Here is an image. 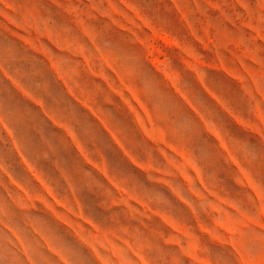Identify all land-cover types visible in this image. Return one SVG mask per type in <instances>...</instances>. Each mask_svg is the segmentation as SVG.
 Returning a JSON list of instances; mask_svg holds the SVG:
<instances>
[{
  "label": "rangeland",
  "instance_id": "1",
  "mask_svg": "<svg viewBox=\"0 0 264 264\" xmlns=\"http://www.w3.org/2000/svg\"><path fill=\"white\" fill-rule=\"evenodd\" d=\"M181 2L186 6L183 10L179 7ZM247 2L254 6L264 0ZM6 4L9 7L6 8ZM135 6L141 10L138 11ZM199 6L207 8V14ZM189 9L195 14L193 20L197 34L194 38L184 22ZM144 14L159 31L146 23ZM237 15L243 16V10L235 5V0H0V121L6 123L13 133L9 136L4 124L0 123V167L28 189L29 195L42 192L43 189L32 179L22 161L26 160L53 187L58 198L66 197L71 202L68 181L64 179L68 176L79 189L76 199L83 208V216L105 231L116 232L102 235V241L110 247L119 235L135 237L140 244H147V255L154 264H173L174 259H178L180 264H204L203 258L210 259L212 264H251L241 257L237 247L238 244L243 245L252 255L264 247V195L248 173L240 169L242 179L237 183L255 197L260 207L258 219L249 216L257 214L255 206H248L249 215L240 213L224 195L226 193L238 200L244 196L220 161L210 163L207 172L215 174L218 188L224 189V192L208 189L202 181H198L204 194L215 204L198 216L188 211L176 201L163 181L155 184L148 180L147 174L129 164L120 139L95 108L109 116L111 123L137 146L142 157L146 151L145 140L133 118L139 122L142 134L149 142L148 147L152 148L157 159L159 153L155 147H165L172 152L176 150L164 145L163 136L150 130V116L138 101L133 100L138 111L131 112L132 118L115 96L116 93H110L111 89L103 77L96 74L102 72L123 87L116 73L106 65L95 66L89 71L88 61L78 54L81 46L91 48V43L83 35L86 28L97 35L98 43L106 52L134 56L144 50L149 64L161 71L175 92L178 90L163 71L169 60L193 92L205 98L207 96L212 101H209L212 108H220L221 112L216 111L217 119L230 135L251 145H259V141L264 144V108L257 106L248 114L246 101V97L251 96L264 101V94L256 82L257 78L264 76V39L251 25L245 27L241 24V28ZM230 34L233 37L241 34L245 38L249 36L250 41L255 37V42L248 50ZM184 42H191L204 60H193L183 50ZM54 62H58L71 77L75 93L67 86L65 77ZM104 62L107 64L106 58ZM197 63L208 68L209 86L223 92L242 117L248 118L247 122L236 113L225 111L217 103L213 90L199 80V86L196 85L191 73L184 71L187 67L195 74L194 65ZM243 78L250 85L248 90L242 87ZM14 81L31 98L18 89ZM88 99L94 102V108ZM37 100L39 104L34 102ZM185 103L191 110V104ZM53 115L71 121L80 137L87 142L89 150L95 152L99 149L113 172L131 176L138 187L143 185L167 197L172 204V215L183 225L169 223L166 217L153 213L134 193L120 189L118 193L127 197L121 201L125 207H108L107 198L98 189L89 187L83 176L81 169H89L75 150V147L79 150V145L74 144V147L71 144L67 137L71 133L51 120ZM196 115L199 118V114ZM141 116L149 121L148 128H144ZM205 127L210 133L214 132L207 125ZM203 146V138L193 142L194 148ZM81 155L87 162V158ZM179 155L183 157V153ZM97 170L106 180L109 179L105 169L98 167ZM259 171L260 179L264 181V168ZM93 175L101 179L94 171ZM44 190L47 192V189ZM9 192L24 196L0 171V264H29V258L20 251L9 228L17 230L32 243L38 254L32 258L39 264H43L40 257L48 264H61L60 259L44 245L41 235L56 237L62 247L74 254V264H98L91 250L80 244L72 228H69L72 227L70 222L80 224L86 230H89V225L67 213L51 194L49 200H53L54 208L47 209L40 202L27 198H24L25 207L20 208L12 202ZM57 213L70 222L65 224V218ZM149 215L155 217L149 218ZM187 229L198 238L197 246L187 235ZM233 237L238 239L233 240ZM185 249L183 255L181 251Z\"/></svg>",
  "mask_w": 264,
  "mask_h": 264
},
{
  "label": "clouds",
  "instance_id": "2",
  "mask_svg": "<svg viewBox=\"0 0 264 264\" xmlns=\"http://www.w3.org/2000/svg\"><path fill=\"white\" fill-rule=\"evenodd\" d=\"M235 5L243 10V16H236V20L240 21V27L241 24H244L245 27L251 25L254 31L261 34L260 38L264 39V2L255 3V5L252 6L247 0H235ZM5 7H9V5L6 4ZM179 7L183 10L186 6L181 2L179 3ZM136 8L138 11L141 10L138 7ZM199 8L203 13L207 14V8L201 9L200 6ZM120 11L123 10L120 9ZM103 13L104 12L101 14ZM194 15L193 10L189 9L188 14H186L184 18V22L189 26L193 38L196 37L197 34L196 22L193 20ZM144 16L147 24L156 28L158 31L160 30L153 24L147 15L144 14ZM83 35L91 43V48L81 46L78 49V54L82 56L84 60L86 59L88 61L87 66L89 71L95 66L106 65L116 73L117 79L119 78V80L123 82V87L120 83L117 85L115 82L111 81L102 72L96 74L103 77L111 89V91L109 90L110 93H116L115 96L119 98L130 115L133 110L138 111L137 105L133 103V100L138 101L150 116V130L158 135H162L163 144L170 145L176 150L172 152L167 151L165 147H155V151L159 153V159L153 156V150L148 147L149 142L142 134L139 122L131 115L139 133L145 140L146 151L143 153L142 157L137 151V146L129 141L128 138L111 123L109 116L99 108H95L98 113L102 114V118L108 126L112 128L117 138L120 139L123 149L127 153V157L124 155L123 157L126 158L129 164L133 168L147 174L148 180L153 183L160 184L158 182L163 181V184L168 186L166 188L171 195L175 197L176 201L183 205L188 211L191 210V212L198 216L201 212L206 213L207 210L215 204V201L209 200L204 194L198 181H202L204 186L208 189L222 190L221 193L224 192V189L218 188L219 182L216 180L215 174L210 175L207 172L210 163L220 161L225 168L229 170V175L233 184L242 190L244 194L243 199L239 200L230 198L226 193L224 195L232 201L233 205L240 213L249 215L248 206H255L257 214L249 216L253 219H258L260 207L256 204L255 197L252 193L242 189L237 181L242 179L240 169H243L248 173L253 183L257 185L261 194L264 195V181L260 179L259 171L261 168H264V144L259 141V145H251L230 135L223 124L217 119L216 111L218 110L221 112L220 108H212L209 103V101L211 103L212 101L209 100L207 96L205 98L200 93L193 92L184 82L181 72L174 69L169 60L167 61L166 69L163 71H166L167 76L172 83H174L175 88L178 90L175 92L170 84L166 82L161 71L154 69L149 64L145 58L144 50L141 47L143 51L138 55L119 56L106 52L98 43L99 38L97 35L87 28L86 31L83 32ZM230 37L236 39L241 46L248 50H250L251 43L255 42V37H252L250 41L249 36L245 38L242 34L238 37H233L230 34ZM183 50L190 54L193 60L197 62L204 60L191 42H184ZM104 58L107 59V64H105ZM54 63L58 71L65 77L67 86L75 93V86L74 82L71 81V77L68 76L58 62ZM194 66L196 70L195 74L187 67L184 68V71L191 73L195 84L199 86L197 83V80H199L200 83L208 86L215 92L217 103L222 106L225 111L236 113L241 119L247 122L248 118L242 117L241 113L233 107L232 102L226 98L223 92L209 86L208 68L200 67L199 63ZM243 79L244 83L242 87L248 90L250 85L247 83L246 78ZM256 82L260 91L264 94V76L257 78ZM14 83L18 89L31 98L30 94L25 91L19 83L15 81ZM185 101L191 104V110L186 105ZM246 101L248 105V114L254 111L257 106L264 108V101L256 100L255 96L246 97ZM34 102L39 104L38 100ZM88 102L90 106L94 108V102L89 99ZM196 113L199 114V118ZM50 118L71 133V136L67 137L73 146L74 144L79 145V150L74 146L75 150L79 157H81L83 164L88 166L89 169L87 171L83 168L81 169L83 176L89 187L98 189L103 196L107 198L108 207L123 205L121 201L126 200L127 197L118 193V189H120L124 192L134 193V195L151 209L153 213L166 217L169 223L183 225L180 220L172 215V204L167 197L160 192L144 188L143 185H139L138 187L137 184L133 182L134 178L131 176H124L113 172L99 149L95 152L89 150L87 142L80 137L71 121L64 120L62 117L55 115L50 116ZM140 120L143 121L144 128H148L149 121L144 120L143 116L140 117ZM0 123L4 124L8 135L12 136L13 133L8 129L6 123L3 121H0ZM205 125H207V128L214 129V132L210 133L207 131ZM201 138L204 140V146L198 149L194 148L193 142ZM110 141L112 142L111 139ZM14 147H16L15 143ZM17 151H19V148H17ZM180 153H183L182 158L179 155ZM81 154L87 158V162H85ZM229 156L231 160H229ZM130 160L134 161L135 164L131 163ZM22 161L32 179L43 191L29 195L28 189L14 180L6 169L0 167V171H3L4 175L8 177L9 183L24 194V196L21 197L9 192L10 199H12V202L17 207H25L24 198H27L29 201L36 200L40 202L47 209L54 208L53 200H49V194H51L67 213L79 217L85 224L89 225V230H86L80 224L73 225L69 219L57 213L59 216L65 218V224L70 222L72 227L69 228H72L80 244L91 250L98 264H137V261H139V264H154V261L148 257L146 252L149 246L147 244H140L135 237L125 238L116 235L117 239L112 241L111 247L102 241V235L104 233L116 234V232L105 231L91 219H86L83 216V208L76 199V193L79 189L68 176H65L64 179L68 181V189L72 196L71 202H69L66 197L63 199L58 198L53 187L35 170V168L26 160ZM98 167H102L106 170L109 179L106 180L105 177L100 174L97 170ZM93 171L97 173L101 179H97L96 176L93 175ZM157 173L161 175H157ZM193 173H195V175ZM5 188L7 191L6 186ZM44 189H47V192ZM193 194L196 195L194 196ZM180 201L183 203H180ZM140 214L145 215L143 212H140ZM151 217L155 216L149 215V218ZM5 226L7 227V225ZM8 230L19 244L20 251L29 258V264H39L37 260L32 258V256L38 255L32 243L26 240L17 230L12 228ZM187 235L193 238L197 246L198 238L193 236L190 230L187 231ZM220 235L223 236L222 233ZM109 237H111V235H109ZM223 238L227 239L226 236H223ZM41 239L48 250L53 252L60 259L61 264H74V254L62 247L56 237L41 235ZM237 239V237H233V240ZM115 241H119V243ZM9 242L11 243V241ZM237 250L240 252L241 257L251 262V264H264V247L255 255L249 254L243 245L238 244ZM181 252L185 255L186 249ZM132 257H135V259ZM40 260L43 261V264H48L43 257H40ZM201 260L204 264H212V261L208 258H203ZM173 264H180V261L174 259Z\"/></svg>",
  "mask_w": 264,
  "mask_h": 264
}]
</instances>
